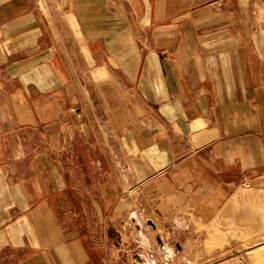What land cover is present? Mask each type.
I'll return each instance as SVG.
<instances>
[{
	"label": "crops",
	"instance_id": "0c3cea01",
	"mask_svg": "<svg viewBox=\"0 0 264 264\" xmlns=\"http://www.w3.org/2000/svg\"><path fill=\"white\" fill-rule=\"evenodd\" d=\"M141 218L136 264L264 236V0H0V264H126Z\"/></svg>",
	"mask_w": 264,
	"mask_h": 264
},
{
	"label": "rangeland",
	"instance_id": "374dc122",
	"mask_svg": "<svg viewBox=\"0 0 264 264\" xmlns=\"http://www.w3.org/2000/svg\"><path fill=\"white\" fill-rule=\"evenodd\" d=\"M86 109L90 111L88 106ZM86 109L85 107H83V110H86ZM99 123L100 121L98 122V126L96 124L95 128L94 127L93 128L100 131L99 132L100 136L98 135V137L101 138V142L103 146H105L104 149H106V152L110 154V151H108L109 147L107 146V144L110 142L109 127L107 126L108 122L100 123L102 125L101 129L99 127ZM183 221H186V220L182 219V222ZM139 224H140L139 228L138 226L132 228L131 234L134 235L136 233L134 229H142V232L140 233L137 232V235L135 237L136 240L125 241V251H123V253L120 254L121 258L122 257L125 258L126 264H136L138 261L136 260L137 257L133 258V256L138 250L139 251L143 250L142 248H145L146 251L154 250V249L158 250L160 246L157 240V236L160 237V236H164L165 234L164 233L165 230L162 227H159L156 222H152V220L150 223L141 218L139 221ZM154 224L156 228L152 227V225L154 226ZM116 234H118V232L116 233V231H113V230L111 231L108 230L106 232V235L108 237L109 246H113L117 242L118 238ZM181 235L183 236V234ZM144 238H145L146 244L143 245V247L142 245L140 247H137L138 246L137 241L140 239H144ZM173 238H175L179 246H181L184 242L183 237L175 236ZM171 243L172 245L169 248H172L174 249V251H176L177 248H176L175 242H171ZM202 243L203 242L201 241V237H200L199 240L196 241L190 249L189 253L192 252L194 255V259H195L194 264H204L203 263L204 261H199V258H201V253L199 252L204 250V246H205L206 251H209L212 248V246L209 245L210 242L209 243L206 242L205 245H203ZM181 253L184 254L185 251ZM219 257H220L219 259L215 258L212 264H264V236L254 239V240H250V239H247L246 237H242L238 240V244L235 247L234 246L229 247V249L225 251V253H222V255H220ZM128 258L129 260H132V263L127 262ZM118 264H124V263L119 262Z\"/></svg>",
	"mask_w": 264,
	"mask_h": 264
},
{
	"label": "built area",
	"instance_id": "2783aa9c",
	"mask_svg": "<svg viewBox=\"0 0 264 264\" xmlns=\"http://www.w3.org/2000/svg\"><path fill=\"white\" fill-rule=\"evenodd\" d=\"M95 124H97V126H98V122H99V118L97 117V118H95Z\"/></svg>",
	"mask_w": 264,
	"mask_h": 264
}]
</instances>
